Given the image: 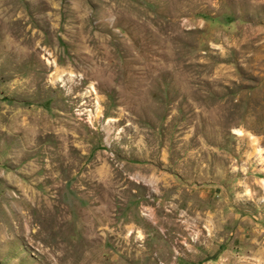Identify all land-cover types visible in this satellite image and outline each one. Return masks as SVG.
Listing matches in <instances>:
<instances>
[{
  "label": "rangeland",
  "instance_id": "374dc122",
  "mask_svg": "<svg viewBox=\"0 0 264 264\" xmlns=\"http://www.w3.org/2000/svg\"><path fill=\"white\" fill-rule=\"evenodd\" d=\"M0 264H264V0H0Z\"/></svg>",
  "mask_w": 264,
  "mask_h": 264
}]
</instances>
